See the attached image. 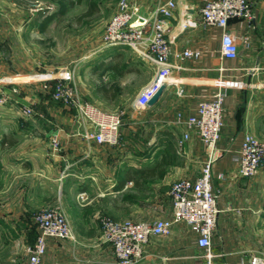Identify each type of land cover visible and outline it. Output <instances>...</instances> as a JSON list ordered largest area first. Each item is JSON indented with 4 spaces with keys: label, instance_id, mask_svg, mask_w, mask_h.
Here are the masks:
<instances>
[{
    "label": "crops",
    "instance_id": "obj_1",
    "mask_svg": "<svg viewBox=\"0 0 264 264\" xmlns=\"http://www.w3.org/2000/svg\"><path fill=\"white\" fill-rule=\"evenodd\" d=\"M117 1L101 0L93 16L98 28L87 32V39L70 37L63 48L54 34H46L59 29V22L76 7L81 6L76 15L83 12L87 0L53 17L45 30L39 25L57 3L46 11L40 0H0V81L11 94L0 104V234L8 239L15 232L20 243L33 216L56 207L65 214L75 240L47 238L43 264H115L110 245L100 238L102 219L172 217V183L198 177L207 157L193 131L179 144L187 130L173 123L175 113L194 114L198 102L222 82L224 124L212 165L219 212L210 252L215 264H247L252 256H264V159L251 178L239 176L234 161L245 134L264 142V1L249 0L253 20L229 19L227 29L236 37L239 52L226 59L219 53L221 28L202 22L205 0H174L165 35L171 50H198L200 56L180 61L170 56L179 66L171 73L177 83H165L157 102L145 108L133 101L157 65L127 46H100ZM164 1L138 0L144 15ZM63 69H73L81 99L106 111H123L117 143L84 138V131L95 130L93 124L52 100L43 81L35 79L46 73L57 76ZM177 86L184 89L182 95H177ZM13 87L18 89L15 95ZM28 106L33 109L30 116L22 112ZM196 238L185 224L175 223L168 235L149 238V256L136 264H196L204 259ZM5 259L16 264L13 257ZM21 264H29L27 257Z\"/></svg>",
    "mask_w": 264,
    "mask_h": 264
},
{
    "label": "built area",
    "instance_id": "obj_2",
    "mask_svg": "<svg viewBox=\"0 0 264 264\" xmlns=\"http://www.w3.org/2000/svg\"><path fill=\"white\" fill-rule=\"evenodd\" d=\"M264 1V0H263ZM176 4L174 0L159 3L151 13H141L138 0H118L115 9L107 20L100 37L102 48L110 46H127L138 56L157 65V71L135 97L133 104L137 108H145L148 100L155 94L161 85L167 82L177 83L172 76V68L179 67L169 60L170 56L180 61L197 59L198 50L183 49L172 51L170 42L166 38L168 19ZM204 25L217 26L222 30L219 53L226 59L238 56L236 37L227 29L231 18L253 20L255 13L253 4L249 0H205L200 9ZM264 22V11L262 13ZM246 39V37H245ZM223 70L222 67L219 68ZM73 69L62 70L57 76L43 74L35 77L43 81L42 88L50 98L61 104L72 107L79 119L93 124V132H83L84 138H92L96 143H117L120 128L123 123V111H106L95 103L81 99L74 86ZM53 80V84L48 82ZM0 81V104L10 99L4 91ZM222 82L218 89L209 97L201 99L194 114H185L177 111L173 123L186 128L181 144L193 131L204 143L207 151L206 160L202 163L200 175L195 179L180 178L172 183L170 195L172 199V217L159 218L154 221H117L109 217L101 222V241L110 245L116 258L115 264H136L149 255L145 249L146 243L153 235H168L175 223L185 224L196 234V244L204 250L203 260L196 264H215L210 252L213 229L216 225L218 206V192L212 185V165L217 158V142L221 137L223 127V98L225 89ZM184 89L176 87L177 95H182ZM18 89L11 88V93ZM22 112L30 116L31 107H23ZM53 146H58L56 139ZM264 159V142L253 136L245 134L240 150L235 154L237 174L242 177H254ZM223 178V175H219ZM33 223L37 228V235L32 245L27 246V259L29 264H43V257L47 249L46 239L51 237L62 240H75V233L71 228L65 214L59 208H47L33 216ZM247 264H264V256H252Z\"/></svg>",
    "mask_w": 264,
    "mask_h": 264
},
{
    "label": "rangeland",
    "instance_id": "obj_3",
    "mask_svg": "<svg viewBox=\"0 0 264 264\" xmlns=\"http://www.w3.org/2000/svg\"><path fill=\"white\" fill-rule=\"evenodd\" d=\"M40 1L42 2L40 5L44 7L42 9L46 11L51 10L52 5L56 4L57 2V0H40ZM47 6L49 8H46ZM79 7L81 6H78L72 11H70L66 15V17L63 18L61 22H59V26H60L59 29L55 27L53 29L54 32L51 33V31H49L46 34L47 37H50L51 34H54L56 37V43L62 46L63 48L69 43L70 37L76 36L78 38V36L83 37L84 35V38L87 39V32L94 31L95 29L98 28L99 22L97 20V17L91 18V19H83L79 23L76 21V14L79 13ZM56 30H59L58 33L56 32ZM49 47H50V44H49ZM16 93H12V95H15ZM22 232H23V241L20 243H18L19 241L15 240V238H17V234L15 232H13L10 236L8 235L10 239L9 238L4 239L2 237L3 232H1L0 234V264H10L5 259L6 257H13L14 260L16 261V264H21L23 262V259L27 257L26 245L29 246L34 243V240L37 235V228L34 225V223H31V224H28L27 229H25Z\"/></svg>",
    "mask_w": 264,
    "mask_h": 264
},
{
    "label": "trees",
    "instance_id": "obj_4",
    "mask_svg": "<svg viewBox=\"0 0 264 264\" xmlns=\"http://www.w3.org/2000/svg\"><path fill=\"white\" fill-rule=\"evenodd\" d=\"M82 0H57L56 8L51 11L39 25V30H45L49 22L53 17L65 15L72 7L79 5ZM101 0H87L86 9L80 14L76 15V21L79 23L83 19H91L93 16L99 12L98 3ZM53 84V83H52ZM49 95V94H48ZM50 97V95H49ZM148 173V171H141V173Z\"/></svg>",
    "mask_w": 264,
    "mask_h": 264
},
{
    "label": "water",
    "instance_id": "obj_5",
    "mask_svg": "<svg viewBox=\"0 0 264 264\" xmlns=\"http://www.w3.org/2000/svg\"><path fill=\"white\" fill-rule=\"evenodd\" d=\"M164 88H165V86L164 85H161L159 87V89L155 92V94L148 100L146 106L149 107V106L154 105L157 102V100L159 99V97L161 96Z\"/></svg>",
    "mask_w": 264,
    "mask_h": 264
}]
</instances>
